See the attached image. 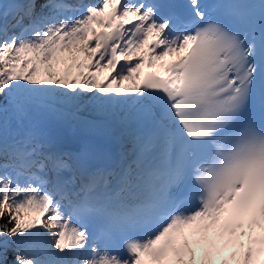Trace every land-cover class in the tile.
Listing matches in <instances>:
<instances>
[{"label":"snow or ice","instance_id":"1","mask_svg":"<svg viewBox=\"0 0 264 264\" xmlns=\"http://www.w3.org/2000/svg\"><path fill=\"white\" fill-rule=\"evenodd\" d=\"M5 216L0 264H264V0H0Z\"/></svg>","mask_w":264,"mask_h":264},{"label":"rangeland","instance_id":"2","mask_svg":"<svg viewBox=\"0 0 264 264\" xmlns=\"http://www.w3.org/2000/svg\"><path fill=\"white\" fill-rule=\"evenodd\" d=\"M34 116H36L34 123L38 125L40 129L49 128L56 123V120L53 118H47L39 114H35ZM9 261L11 262L13 260H9Z\"/></svg>","mask_w":264,"mask_h":264},{"label":"water","instance_id":"3","mask_svg":"<svg viewBox=\"0 0 264 264\" xmlns=\"http://www.w3.org/2000/svg\"><path fill=\"white\" fill-rule=\"evenodd\" d=\"M52 137H54L55 140L59 139L61 141L62 139L66 141L68 133L63 127L57 126L52 129Z\"/></svg>","mask_w":264,"mask_h":264},{"label":"bare ground","instance_id":"4","mask_svg":"<svg viewBox=\"0 0 264 264\" xmlns=\"http://www.w3.org/2000/svg\"><path fill=\"white\" fill-rule=\"evenodd\" d=\"M94 4H96V3H94ZM55 120H56V119H55ZM55 125L63 126L64 128H67V129H69V130L80 128V127H75V128H73V127H69V126H67L66 124L61 123V122H59V121H57V120H56V123L54 124V126H55ZM36 126L39 128L38 125H36ZM49 128H50V127H49ZM49 128H43L42 130L46 131V132L49 134V130H50ZM80 129H83V128H80ZM107 134H110V135H113V136H117V135H119V133L116 132V131H112V132L107 133ZM232 264H233V263H232Z\"/></svg>","mask_w":264,"mask_h":264},{"label":"trees","instance_id":"5","mask_svg":"<svg viewBox=\"0 0 264 264\" xmlns=\"http://www.w3.org/2000/svg\"><path fill=\"white\" fill-rule=\"evenodd\" d=\"M7 222H8L7 216H5L3 219H0V225L7 224ZM15 256H16V252L10 251L8 254V260H14Z\"/></svg>","mask_w":264,"mask_h":264}]
</instances>
